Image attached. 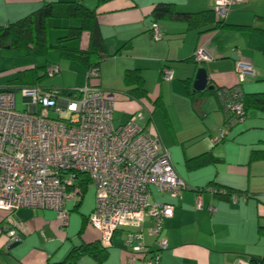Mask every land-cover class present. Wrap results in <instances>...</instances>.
<instances>
[{"label": "crops", "instance_id": "1", "mask_svg": "<svg viewBox=\"0 0 264 264\" xmlns=\"http://www.w3.org/2000/svg\"><path fill=\"white\" fill-rule=\"evenodd\" d=\"M55 1L76 0H0V24L6 25ZM79 1L93 10L103 41L98 78L87 80V70L81 62L50 50L48 55H56L45 57L43 64H58L59 78L43 85L44 78L38 85L74 94L86 83H94L120 93L113 110L116 125L134 112H143L140 124L161 139L177 175L189 187L180 197L153 191L152 200L173 205L172 217L163 224L167 248L161 252L160 264H235L237 260L251 264L253 258L264 260V112L249 108L244 121L231 126L222 141L212 140L225 121L217 90L238 83V60L249 61L254 67V75L240 84L242 92H264V0H242L232 5L224 20L226 26L215 30H208L212 24H205L202 18L193 21L192 26L184 20H159V40H154L150 31L155 5L170 3L178 12L199 14L213 10V0ZM80 25L77 18H55L47 39L56 44L70 27ZM64 44L87 49L89 33L83 30L78 38ZM198 47L210 55L200 64L193 61ZM16 54L32 58L7 45L0 46V62L14 56L17 63L25 60ZM36 63L30 61L23 67L39 66ZM164 66L172 69L171 80H163ZM3 67L0 64V69ZM198 67L206 69L214 90L193 91ZM127 70L138 71L146 92L144 98L127 96ZM0 88L12 90L3 84ZM253 151H259L256 159L251 158ZM78 183L81 195L66 203L69 217L64 227L51 209L23 207L14 212L20 240L11 246L6 235L0 233V264H70L73 249L98 241V232L87 221L94 207V202L84 203L88 184L82 190ZM206 186L227 192L219 195L204 190L200 194L202 207L198 208L195 189ZM72 211L78 215H72ZM5 215L0 210V222ZM150 226L147 219L143 234L145 243L152 246ZM126 231L119 227L113 232L112 245L106 248V256L99 264H140L128 262ZM72 264L98 263L83 254Z\"/></svg>", "mask_w": 264, "mask_h": 264}, {"label": "built area", "instance_id": "2", "mask_svg": "<svg viewBox=\"0 0 264 264\" xmlns=\"http://www.w3.org/2000/svg\"><path fill=\"white\" fill-rule=\"evenodd\" d=\"M241 1L213 0L216 18L224 21L232 5ZM150 31L154 40L161 39L157 22L152 23ZM209 59L203 47L193 52L197 64ZM235 72L238 83L217 90L225 121L212 138L214 143L222 141L229 128L246 117L240 84L254 75V67L240 59ZM45 73L59 74L60 67L50 63ZM161 74L165 81L173 77L168 66L161 69ZM98 75L97 67L86 71V78L96 79ZM19 90L28 107L25 112L15 109L13 90L0 88V210L6 213L0 233L6 235L7 242L20 240L13 217L19 208L51 209L60 225L66 226V203L79 199V175L84 174L95 190L87 221L98 232L100 246L110 247L113 232L123 227L127 229L124 244L128 262L160 264L161 252L167 248L163 224L172 217L173 205L152 200L153 191L180 197L189 187L177 175L161 139L140 124L143 115L134 112L125 122L114 124L113 110L120 93L94 83H86L74 94L38 84ZM48 111H54L57 117H49ZM204 190L224 193L212 186L196 188L198 208L202 207L200 194ZM147 219L152 246L144 240ZM235 264L249 263L237 260Z\"/></svg>", "mask_w": 264, "mask_h": 264}, {"label": "trees", "instance_id": "3", "mask_svg": "<svg viewBox=\"0 0 264 264\" xmlns=\"http://www.w3.org/2000/svg\"><path fill=\"white\" fill-rule=\"evenodd\" d=\"M151 16L153 18L152 22H159V20L162 19L172 18L175 20H184L190 26H192L193 21L202 18L206 20L205 24H212L208 30H215L226 26L225 21L216 18L213 10H207L199 14L178 12L170 3L155 5L151 12ZM55 18H77L81 20V25L79 27H70L64 36L57 39L56 44H50L47 39V31L51 27L52 20ZM83 30L89 33V45L87 49L71 48L64 44L67 40L78 38ZM2 45H7L9 48L33 58H45L50 50H56L61 57H70L78 60L86 67V70L91 67L98 68V62L101 58L100 52L103 50V41L99 33L94 12L85 7L79 0L45 3L31 13L15 21L6 25L0 24V46ZM47 65L48 63H44L43 65H35L22 70L18 74L20 85L39 84V82L47 77L45 73ZM124 75L125 83L130 86L127 91V96L137 99L144 98L146 92L138 71L127 70ZM87 80H89V78H87ZM242 101L245 112L249 108H256L264 112V92L252 94H245L242 92ZM257 154H259V151H253L251 158L256 159L258 156ZM79 181L82 190L84 186L89 183L88 178L84 174L79 175ZM226 192L227 191L224 190L223 194ZM83 254L91 256L99 264L106 256V248L101 247L98 241L78 246L71 251L70 264ZM250 262L251 264H261L264 260L253 258Z\"/></svg>", "mask_w": 264, "mask_h": 264}, {"label": "rangeland", "instance_id": "4", "mask_svg": "<svg viewBox=\"0 0 264 264\" xmlns=\"http://www.w3.org/2000/svg\"><path fill=\"white\" fill-rule=\"evenodd\" d=\"M16 55H19V54H16ZM55 55L56 54L51 53L47 56L55 57ZM19 57L21 59H25V60H21V63H20V61H18V63H17L15 56L13 58H4L1 60L0 64H1V66H4V67L0 69V84H3L5 86H9L12 88V90L14 91L15 109L19 112H25V111H27L28 107L25 103V99L22 97V94L19 90L21 85H20V81L18 78V74L22 70L28 68V67H23V66H29L30 61H31V64L34 61H36L37 62L36 64L41 65V64H43L45 58L44 57H37L34 59L33 57L27 58V57H24L22 55H19ZM24 61H26V62L24 63ZM16 64H18V65H16ZM249 77H251V76H249ZM57 78H59V74H56L53 76H47V77H45V81L43 82V85H47L52 80H56ZM137 112H140V111H137ZM140 113L143 114L142 111ZM144 113H146V112H144ZM48 115H49V117L56 118L58 114L51 112V111L50 112L48 111ZM146 115L148 116L147 113H146ZM236 125H238V124H236ZM223 127H224V124L221 126V128H223ZM87 187L88 188H87V192L85 193L84 203L85 204H91L89 202H94V200H95L94 187L91 183H88ZM71 214L72 215H78V213L75 211H72Z\"/></svg>", "mask_w": 264, "mask_h": 264}, {"label": "water", "instance_id": "5", "mask_svg": "<svg viewBox=\"0 0 264 264\" xmlns=\"http://www.w3.org/2000/svg\"><path fill=\"white\" fill-rule=\"evenodd\" d=\"M192 88H193V91H201L204 89H211V90L215 89L214 85L209 84L208 75L204 67L197 68ZM15 244L16 242L12 243L11 246Z\"/></svg>", "mask_w": 264, "mask_h": 264}]
</instances>
